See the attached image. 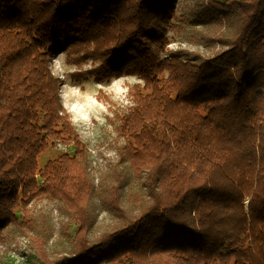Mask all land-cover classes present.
I'll return each instance as SVG.
<instances>
[{
    "label": "trees",
    "instance_id": "1",
    "mask_svg": "<svg viewBox=\"0 0 264 264\" xmlns=\"http://www.w3.org/2000/svg\"><path fill=\"white\" fill-rule=\"evenodd\" d=\"M176 1L0 0V234L37 194L65 201L77 225L71 252L39 242L37 264H264V0H208L233 31L219 38L225 50L195 60L161 56ZM58 53L100 63L77 82H144L119 128L127 175L103 201L117 220L97 239L99 190L53 72ZM73 142V155L40 167ZM132 178L135 214L124 208Z\"/></svg>",
    "mask_w": 264,
    "mask_h": 264
},
{
    "label": "rangeland",
    "instance_id": "2",
    "mask_svg": "<svg viewBox=\"0 0 264 264\" xmlns=\"http://www.w3.org/2000/svg\"><path fill=\"white\" fill-rule=\"evenodd\" d=\"M175 8L177 14L167 26L162 57L167 58L170 52L183 51L188 52L192 60L198 57L207 59L225 50L219 38L230 37L233 28L217 19V12L208 0H177ZM99 66V62L91 59L78 67L70 61L67 53L52 57L53 72L63 82V105L86 146L87 162L99 190L95 199L100 209L96 210L97 221L92 229L94 239L109 231L117 220L103 207V201L109 196L111 181L118 177V172L127 175L122 166H117L120 150L128 142L119 136V128L124 113L133 105L136 86L144 85L134 74L113 76L109 82L97 81L94 77L77 82L72 78L74 72L90 71ZM74 144L56 143L40 156V167L44 168L64 153L73 155ZM142 192L140 182L132 178L131 185L123 193L126 198L124 208L129 213L135 214L133 203ZM20 209L18 222L0 234V264H37L29 254L39 242L46 246L48 241L50 255L72 251L77 225L70 218L65 201L51 193L37 194Z\"/></svg>",
    "mask_w": 264,
    "mask_h": 264
},
{
    "label": "water",
    "instance_id": "3",
    "mask_svg": "<svg viewBox=\"0 0 264 264\" xmlns=\"http://www.w3.org/2000/svg\"><path fill=\"white\" fill-rule=\"evenodd\" d=\"M249 203V202H248Z\"/></svg>",
    "mask_w": 264,
    "mask_h": 264
}]
</instances>
